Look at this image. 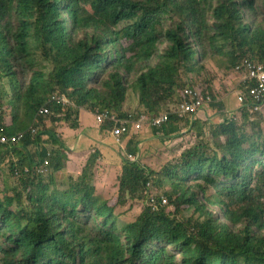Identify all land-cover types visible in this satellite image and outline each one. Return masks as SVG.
I'll list each match as a JSON object with an SVG mask.
<instances>
[{"label":"trees","instance_id":"16d2710c","mask_svg":"<svg viewBox=\"0 0 264 264\" xmlns=\"http://www.w3.org/2000/svg\"><path fill=\"white\" fill-rule=\"evenodd\" d=\"M244 59L264 66V0H0V127L35 128L25 148L42 135L51 143L45 177L18 164L29 173L10 169L0 190V264H264L262 110L250 120V100L236 99L253 85L234 71ZM208 63L235 75L227 97L204 76ZM191 89L202 106L178 117ZM52 96L65 102L35 116ZM227 98L236 107L220 112ZM213 99L224 119L205 140L210 120L197 115ZM81 110L165 113L153 135L175 136L185 123L197 141L158 172L122 158L116 196L105 199L89 185L95 152L75 180L53 177L65 163L56 127L77 129ZM96 126L109 135L110 123ZM132 202L144 207L122 220Z\"/></svg>","mask_w":264,"mask_h":264},{"label":"rangeland","instance_id":"374dc122","mask_svg":"<svg viewBox=\"0 0 264 264\" xmlns=\"http://www.w3.org/2000/svg\"><path fill=\"white\" fill-rule=\"evenodd\" d=\"M206 70L207 73L204 76L211 79V83L217 92V98L227 97L230 86L236 83L235 75L221 71L214 63H208ZM215 100L213 99L211 102L212 107L210 105L203 107L201 111L202 119H197L199 121L210 120L206 123V127L202 132V138H205V140L209 139L208 129L210 128V124H213V122L222 123L224 119V114H219V111L213 105L215 104ZM129 103L135 104L132 99H129ZM228 104L232 106L236 105L234 100H230V98H227L224 102V105ZM261 110L262 112H259L254 118L255 122L259 123L264 132V106ZM132 111L134 112L135 110ZM180 127V133L186 142L178 140L179 143L176 145H171L170 141H165L161 134L153 135L154 132L149 127H144L138 132L130 131L123 140V143L119 145L113 144L112 139L108 136L107 141L103 143L107 149L102 150L106 152H95L99 160L95 163L93 178H91L89 185L95 190L96 195L105 197V199H111L116 196L118 179L120 177V161L122 158L127 159L129 162H132L133 159H138L139 163L155 172H158L166 163H177L180 151L191 147L197 141L195 133L190 130L189 126L185 123H180ZM92 128L94 126L89 131L91 134H93ZM249 132L251 133V130ZM104 134L108 135L106 131H104ZM138 144H140L139 147L137 146ZM126 145L130 148H137L138 153L136 157L128 155L129 152H126ZM90 154L94 155L93 153ZM6 177H8V174H6ZM157 193L162 196L159 190H157ZM143 207L144 204L140 202H132L119 209V213L122 220L129 221L135 219Z\"/></svg>","mask_w":264,"mask_h":264},{"label":"crops","instance_id":"0c3cea01","mask_svg":"<svg viewBox=\"0 0 264 264\" xmlns=\"http://www.w3.org/2000/svg\"><path fill=\"white\" fill-rule=\"evenodd\" d=\"M230 97V96H229ZM218 100V99H217ZM224 100H220L222 104L218 107H223L222 111L232 112L236 105L230 104L224 106ZM125 112V111H124ZM202 114L197 115V119H202ZM10 125V123H9ZM92 115L81 110L78 113V128L70 129L66 124H60L56 127L57 136L60 139V143L63 146V154L65 156L64 167L61 171L56 172L53 177L59 186L68 183V180H75L85 166L86 159L90 153L100 152L107 149L103 143L107 141L109 135H105L104 131L95 126ZM94 126L93 134L89 133L91 127ZM181 132V131H180ZM164 137V136H163ZM125 139V138H124ZM165 141H170L171 145L179 143L178 140H182L181 133L177 135H168L164 137ZM40 143L38 145L29 144L28 147H22L18 145L15 148L7 150L0 147V190H3L4 184L7 183L6 174L10 176V169L19 164L22 166H29L41 162L45 158L46 150L51 148L50 139L47 135L40 137ZM140 144L137 146L139 147ZM184 150V149H183ZM181 150L180 152H182ZM99 158H96L98 161Z\"/></svg>","mask_w":264,"mask_h":264},{"label":"built area","instance_id":"2783aa9c","mask_svg":"<svg viewBox=\"0 0 264 264\" xmlns=\"http://www.w3.org/2000/svg\"><path fill=\"white\" fill-rule=\"evenodd\" d=\"M235 73H237L242 82L253 83V85L248 88L247 93L238 92L235 93L238 103L246 102L247 99L250 100L252 108L251 113L257 112L262 104L264 103V66L261 64L253 63L249 60L244 59L240 61L234 68ZM184 94L189 98L190 105H181L179 111L176 112L178 117H183L185 113L197 112L202 106V100L199 98L198 92L195 89L185 90ZM208 101V98L206 99ZM59 101L65 102L64 99H59L56 96H52L48 99L47 104H56ZM1 113V107H0ZM49 113L48 107L46 105L38 109L36 116H45ZM93 119L95 124H104L108 122L111 124L109 128V135L115 144H120L122 138L127 135L131 129L139 130L144 125L151 126L156 129L160 128L166 123L167 115L165 113L155 117L147 118L145 115H140L138 118H132L129 114L126 117H118L114 113L108 111H103L100 113L93 114ZM32 134L35 133L34 129L30 131ZM25 136V132H21L16 135L7 136L3 133V129L0 127V147L6 146L9 148L14 147L18 142L22 141ZM49 156V154H47ZM48 168V158L45 159L39 167L35 168V173L37 175H44ZM148 206L152 211H156L157 207L154 204L153 198H148ZM162 205H166V202L161 201Z\"/></svg>","mask_w":264,"mask_h":264},{"label":"clouds","instance_id":"9594fccd","mask_svg":"<svg viewBox=\"0 0 264 264\" xmlns=\"http://www.w3.org/2000/svg\"><path fill=\"white\" fill-rule=\"evenodd\" d=\"M48 101V100H47ZM47 101L45 102V104L44 105H46L47 107H49L50 105H53V103L51 104H47ZM43 105V106H44ZM263 105H264V103L262 104V106L260 107V109L257 111V112H259L260 110H261V108L263 107ZM42 107V106H41ZM40 107V108H41ZM48 110H49V108H48ZM38 111V110H37ZM257 112H255V113H257ZM3 113V110H2V108H1V113H0V116H1V114ZM37 113V112H36ZM129 113H126V115H128ZM254 113H252L250 116H252ZM35 116H36V114H35ZM92 117H93V115H92ZM0 124H1V122H0ZM144 127H149V126H146V125H144L142 128H144ZM141 128V129H142ZM31 129H34L35 130V133L34 134H32L30 131H31ZM31 129H29L28 130V132H30L32 135H35L36 134V129L35 128H33V127H31ZM141 129H139V130H137V131H140ZM159 129V128H158ZM21 132H25V131H20V132H17V133H14V134H8V133H5L4 132V130H3V133H5L7 136H12V135H16V134H19V133H21ZM28 132H25V136L27 135V133ZM130 133V132H129ZM128 133V134H129ZM127 134V135H128ZM126 135V136H127ZM24 136V137H25ZM109 137H110V135H109ZM111 138V137H110ZM124 138L125 137H123L122 138V141H121V143H123V140H124ZM24 139V138H23ZM112 139V138H111ZM112 142H113V140H112ZM20 143H21V141L20 142H18L14 147H12V148H15V147H17L18 145H20ZM120 143V144H121ZM113 144H115L114 142H113ZM116 145V144H115ZM119 145V144H118ZM1 147H3V149H5V148H7V150H10V149H12V148H9V147H6V146H1ZM47 154H49V153H47L46 152V155H45V158L43 159V160H41V162H39V163H37V164H33V165H31V167L33 168V172L35 173V168L36 167H39V164H41L45 159H47L48 158V163H49V156H50V154H49V156H47ZM135 157V156H134ZM136 160L135 159H133V161L132 162H135ZM13 169V174L14 175H16V176H20V173L22 172V173H25V174H27V173H29V170L26 168H24V169H19L18 168V164H15L12 168H11V170ZM36 174V173H35ZM48 174V168H47V171H46V173L44 174V175H42L41 177H45L46 175ZM37 175V174H36ZM38 176H40V175H38ZM146 206L148 207V208H150L149 206H148V202L146 201ZM151 209V208H150ZM152 211V210H151ZM152 212H154V211H152Z\"/></svg>","mask_w":264,"mask_h":264}]
</instances>
